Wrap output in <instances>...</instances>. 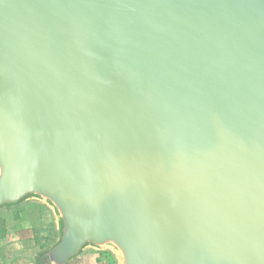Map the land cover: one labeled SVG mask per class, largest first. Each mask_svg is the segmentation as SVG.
Wrapping results in <instances>:
<instances>
[{
  "label": "water",
  "instance_id": "1",
  "mask_svg": "<svg viewBox=\"0 0 264 264\" xmlns=\"http://www.w3.org/2000/svg\"><path fill=\"white\" fill-rule=\"evenodd\" d=\"M39 264H264V0H0V212Z\"/></svg>",
  "mask_w": 264,
  "mask_h": 264
},
{
  "label": "rangeland",
  "instance_id": "2",
  "mask_svg": "<svg viewBox=\"0 0 264 264\" xmlns=\"http://www.w3.org/2000/svg\"><path fill=\"white\" fill-rule=\"evenodd\" d=\"M36 204H29L25 207H30ZM39 206V205H38ZM42 208L41 206H39ZM24 207L20 209H16L15 211H22ZM12 220L8 218V212H0V261H2L3 257H7V260L0 262V264H15L14 262H17L14 259V257H18L22 251L20 245H12L13 243H16V240H10L7 236L8 234L12 233L9 232L8 229L13 228V224H11ZM35 231L33 233L32 238H23V246H30L32 245L33 249L31 250L32 255V263L31 264H37L36 263V256L45 248H47L54 237V223L53 220L50 224V228L48 231L45 230L42 231ZM28 242V243H27ZM35 244V245H34ZM20 257V256H19ZM18 257V259H19ZM11 261V262H9ZM22 263V262H21ZM39 264V263H38ZM71 264H115L113 257L108 253H102V252H88L85 255H83L81 258L77 259Z\"/></svg>",
  "mask_w": 264,
  "mask_h": 264
},
{
  "label": "crops",
  "instance_id": "3",
  "mask_svg": "<svg viewBox=\"0 0 264 264\" xmlns=\"http://www.w3.org/2000/svg\"><path fill=\"white\" fill-rule=\"evenodd\" d=\"M8 218L12 220L11 224L15 227L8 229L9 232L12 233L8 234L7 237L10 240H16V243H13L12 245H20L22 251L19 255L20 257L18 256L19 259L15 256L12 260L17 261L14 262L15 264H31V250L33 249V246H23L22 239L32 238L35 231H41L40 228L44 232L45 230L48 231L52 222V217L44 208H40L38 205H33L30 207H24L22 211L8 212ZM5 260H7V257H3L2 261Z\"/></svg>",
  "mask_w": 264,
  "mask_h": 264
},
{
  "label": "trees",
  "instance_id": "4",
  "mask_svg": "<svg viewBox=\"0 0 264 264\" xmlns=\"http://www.w3.org/2000/svg\"><path fill=\"white\" fill-rule=\"evenodd\" d=\"M36 263L38 264V261L36 260Z\"/></svg>",
  "mask_w": 264,
  "mask_h": 264
}]
</instances>
